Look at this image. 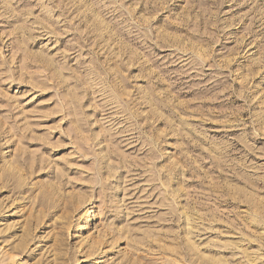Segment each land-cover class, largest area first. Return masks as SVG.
<instances>
[{
  "label": "rangeland",
  "instance_id": "374dc122",
  "mask_svg": "<svg viewBox=\"0 0 264 264\" xmlns=\"http://www.w3.org/2000/svg\"><path fill=\"white\" fill-rule=\"evenodd\" d=\"M0 264H264V0H0Z\"/></svg>",
  "mask_w": 264,
  "mask_h": 264
}]
</instances>
